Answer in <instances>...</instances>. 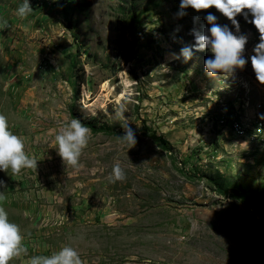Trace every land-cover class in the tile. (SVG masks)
Here are the masks:
<instances>
[{
    "label": "rangeland",
    "instance_id": "obj_1",
    "mask_svg": "<svg viewBox=\"0 0 264 264\" xmlns=\"http://www.w3.org/2000/svg\"><path fill=\"white\" fill-rule=\"evenodd\" d=\"M21 2L0 0V114L37 162L0 171V207L26 249L9 264L64 245L83 264H264V129L253 127L264 84L247 62L254 26L237 15L246 64L213 78L203 66L210 52L193 50L184 62L179 50L194 43L191 29L207 27L205 12L228 23L214 8L178 17L179 0H87L78 13L64 9L68 0H29L21 18ZM125 98L132 148L118 139L114 115ZM72 118L109 127H88L77 168L54 148ZM114 163L125 178L110 182Z\"/></svg>",
    "mask_w": 264,
    "mask_h": 264
},
{
    "label": "clouds",
    "instance_id": "obj_2",
    "mask_svg": "<svg viewBox=\"0 0 264 264\" xmlns=\"http://www.w3.org/2000/svg\"><path fill=\"white\" fill-rule=\"evenodd\" d=\"M188 8L197 12L214 8L227 19L228 23H217L216 15L210 11L205 12L203 20L207 27L190 30L194 43L181 47L179 57L187 62L193 50H207L212 55L203 61L205 73L213 78L232 76L246 64L244 49L248 36L240 31L236 19L239 15L246 23H251L258 32V41L252 48L253 54L247 57V62H250L256 81L264 84V0H179L176 16L185 15ZM15 11L21 18L28 15L32 11L29 0H22ZM197 18L194 17V20ZM0 27H7V21L0 19ZM126 102L127 98L123 103L120 100L116 101L114 115L121 121L122 134L118 139L126 143L128 148H132L137 141L135 131L129 126L128 118L124 115ZM90 135V129L76 118L66 121L61 126L54 136V148L64 166L79 167V157ZM36 162L37 160L26 154L23 138L11 131L6 116L0 114V171L10 170L15 175L22 169L36 168ZM124 178L125 174L120 164L114 163L110 182ZM4 187V181L0 180V189ZM0 199H3L2 193ZM23 238L19 226L10 221L8 212L0 207V264H9L13 258L26 252L22 243ZM28 264H83V261L75 248L64 245L49 255L30 256Z\"/></svg>",
    "mask_w": 264,
    "mask_h": 264
},
{
    "label": "trees",
    "instance_id": "obj_3",
    "mask_svg": "<svg viewBox=\"0 0 264 264\" xmlns=\"http://www.w3.org/2000/svg\"><path fill=\"white\" fill-rule=\"evenodd\" d=\"M86 2H87V0H68V6H66L64 9L65 10L73 9V10L77 11L78 13H81V12H83V10H84V8L86 6ZM139 8H140V6L135 1L131 3L130 9L132 10V13H133V18H132L133 25H132V28H134L135 30L137 29V27H139V25L141 23L140 14H139L140 13V9ZM68 25L70 27H72L71 22H68ZM83 48L85 49V47H83ZM132 49H133V47H132ZM70 64H71V66H75L76 65L75 58L71 57ZM225 121H226L225 124L227 122L229 123V120H225ZM83 124L85 126H87V127H90L94 131H108V128H109L106 125H104V126L98 125L96 119L86 120V121L83 122ZM156 138H157V140L159 142H162V145L166 149H168V147L166 146L167 142L161 136H156ZM214 143L217 144L218 143V139L217 140L214 139ZM250 194L251 193H247L245 195V198L248 197L249 199H251L252 196ZM253 203L255 204V201H253Z\"/></svg>",
    "mask_w": 264,
    "mask_h": 264
},
{
    "label": "built area",
    "instance_id": "obj_4",
    "mask_svg": "<svg viewBox=\"0 0 264 264\" xmlns=\"http://www.w3.org/2000/svg\"><path fill=\"white\" fill-rule=\"evenodd\" d=\"M262 112H264V110H261V113ZM253 127H260V129H264V125H263V123L261 122V124L260 125H256V126H253ZM252 127V128H253Z\"/></svg>",
    "mask_w": 264,
    "mask_h": 264
},
{
    "label": "bare ground",
    "instance_id": "obj_5",
    "mask_svg": "<svg viewBox=\"0 0 264 264\" xmlns=\"http://www.w3.org/2000/svg\"><path fill=\"white\" fill-rule=\"evenodd\" d=\"M261 121H262V123H263V125H264V113L261 115ZM232 126V125H231ZM260 129V128H259ZM261 134V133H260ZM262 137V136H261Z\"/></svg>",
    "mask_w": 264,
    "mask_h": 264
}]
</instances>
